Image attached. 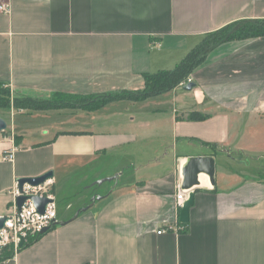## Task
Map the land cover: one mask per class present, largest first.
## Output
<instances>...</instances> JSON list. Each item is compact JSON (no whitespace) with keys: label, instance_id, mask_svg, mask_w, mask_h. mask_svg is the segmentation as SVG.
<instances>
[{"label":"crops","instance_id":"0c3cea01","mask_svg":"<svg viewBox=\"0 0 264 264\" xmlns=\"http://www.w3.org/2000/svg\"><path fill=\"white\" fill-rule=\"evenodd\" d=\"M0 3L10 9L0 14V84L42 100L142 90L141 74L175 65L206 35L264 19V0ZM187 81L191 91L122 101L129 117L111 104L39 111L28 117L53 122L36 137L14 121L0 133V217L18 179L52 172L55 201L62 179L93 186L90 200L63 197L61 225L0 264H264V38L218 46ZM193 157L213 158V183L200 178L181 224L175 195Z\"/></svg>","mask_w":264,"mask_h":264},{"label":"trees","instance_id":"16d2710c","mask_svg":"<svg viewBox=\"0 0 264 264\" xmlns=\"http://www.w3.org/2000/svg\"><path fill=\"white\" fill-rule=\"evenodd\" d=\"M264 38V19L239 21L206 35L196 46L190 49L184 58L170 70H158L154 73H143V89L139 91H117L100 97H74L57 94L51 99H36L27 96H9L5 87L0 93L7 98H0V108H13L16 111H52L63 109H81L93 112L116 102H142L168 93L182 84L188 76L204 63L209 52L218 46L232 41ZM3 86L0 84V87ZM75 101V103H73ZM78 101V102H76ZM206 117L193 112L188 116L191 121H202ZM16 140V138L14 139ZM10 252L5 249L0 253V262L9 258Z\"/></svg>","mask_w":264,"mask_h":264},{"label":"built area","instance_id":"2783aa9c","mask_svg":"<svg viewBox=\"0 0 264 264\" xmlns=\"http://www.w3.org/2000/svg\"><path fill=\"white\" fill-rule=\"evenodd\" d=\"M8 5L0 3V14H8ZM188 82V81H187ZM183 82L180 86H183ZM13 149L3 156L5 160H12ZM52 179H48L38 186L22 185L18 190V184L12 190L13 204L11 214L6 218L3 228L0 230V253L7 249L11 254H15L21 247L36 239L44 229H50L56 221V204L52 193ZM190 191L179 189L175 195L176 208L180 209L187 200ZM26 197L20 209L16 206V199ZM31 198H45L49 202L45 205L43 213H39ZM182 227L180 226V229ZM158 232V234H160ZM22 246V247H23Z\"/></svg>","mask_w":264,"mask_h":264},{"label":"rangeland","instance_id":"374dc122","mask_svg":"<svg viewBox=\"0 0 264 264\" xmlns=\"http://www.w3.org/2000/svg\"><path fill=\"white\" fill-rule=\"evenodd\" d=\"M184 56L176 64H178L184 58ZM175 65H173V64L167 65L164 69H161V70H170V69L174 68ZM2 89H5V87L1 86L0 91ZM9 96L12 99V97L20 96V94L9 90ZM166 97L167 98H162V99L168 100V99H171L172 96L167 95ZM0 98L6 99L7 94L0 93ZM76 102H78V101H76ZM73 103H75V101ZM130 107L131 106L128 103L119 102V103L111 104L109 106V109L111 108L117 114H123V115L129 117L130 114L132 113V110H131L132 108H130ZM33 112L34 111H29V110L16 111L11 107L5 108V109L0 108V119L4 120L6 123V130L5 131L6 132L11 131V130H9V127L10 126L12 127L13 121H14V123L20 129H22V131L27 132L26 136L36 137L39 133L42 132L43 127H46V126L50 125L51 122H53L52 121L53 118H52V115H50V114L49 115L38 114V115L28 117ZM254 161L255 160L250 161L251 162L250 164L254 165V163H256ZM258 166H259V163L255 166H251V167H258ZM78 177H79V175L76 174V175H74V177L72 179L71 178L70 179H62L61 182L59 183V192H58V196H56V201H55L56 207H57V212H59L62 208L63 197L64 198L68 197V199H71L74 203H77V200H79L81 198H88V200L93 198L90 195V193L88 192V191H90V189H93V186L91 188L86 189L85 186L84 187H76V185H74V186L72 185L73 180H76ZM66 187H68L67 190H66ZM69 188H71L73 190V193H71V190Z\"/></svg>","mask_w":264,"mask_h":264},{"label":"water","instance_id":"95a60500","mask_svg":"<svg viewBox=\"0 0 264 264\" xmlns=\"http://www.w3.org/2000/svg\"><path fill=\"white\" fill-rule=\"evenodd\" d=\"M195 88V83L188 81L182 86V89L184 91H191ZM6 130V123L4 120L0 119V133L4 132ZM182 186L181 188L183 190L190 191L187 200L184 202L183 206L180 208L179 211V222L181 224H187L189 221V210L193 205V199H194V188H197L199 184V176L205 175L208 177L210 183H213V176H214V160L212 157H193L189 158L182 168ZM52 172H48L42 176L36 177V178H24V179H18V190L20 191L22 188V185L28 184L30 186H38L41 185L43 182H45L48 179H52ZM111 179L108 178L106 181H110ZM26 197H19L16 199V206L18 209L22 206V204L25 202ZM31 200L34 203L35 208L39 213H43L45 205L49 202L45 198L39 199V198H31ZM87 208L83 209L82 211H85ZM78 213L75 214L77 216ZM6 218L0 217V230L3 228ZM61 225L60 223L54 222L53 226ZM52 226V227H53ZM49 229H44L41 234H44ZM23 246V243H20V247Z\"/></svg>","mask_w":264,"mask_h":264},{"label":"bare ground","instance_id":"6f19581e","mask_svg":"<svg viewBox=\"0 0 264 264\" xmlns=\"http://www.w3.org/2000/svg\"><path fill=\"white\" fill-rule=\"evenodd\" d=\"M200 178H203V179H205V180H207V181H208V178H207V176H205V175H200V176H199V178H198V179H199V184H200V185H203V180H202V179H200Z\"/></svg>","mask_w":264,"mask_h":264}]
</instances>
